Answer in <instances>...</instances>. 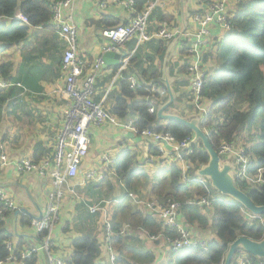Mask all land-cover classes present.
Returning <instances> with one entry per match:
<instances>
[{
	"label": "trees",
	"instance_id": "obj_1",
	"mask_svg": "<svg viewBox=\"0 0 264 264\" xmlns=\"http://www.w3.org/2000/svg\"><path fill=\"white\" fill-rule=\"evenodd\" d=\"M58 1L60 0H0V21L10 19L18 13L27 17L29 21V25L14 21L9 26L5 21L0 22V44L3 48L24 42L32 28L53 29L51 27L52 9ZM133 9L134 12L136 11L133 19L143 13L138 2L135 3ZM229 18L233 31L216 41L217 49L214 59L217 66L207 68V79L202 95L206 104L210 105L208 115L206 117L199 116L200 126L204 132L212 131L208 138L216 151L222 144H231L240 137V145L246 146L243 148L257 160V167L264 168V0L239 1ZM163 20H168V18L165 17ZM128 24L120 19L107 17L98 21L96 27L103 31ZM161 29L162 26L159 29L156 28L153 34ZM147 34L152 37L150 28ZM173 41L174 39L164 41L153 37L144 43H147V50L155 49V53L163 64L166 52ZM181 45L179 55L186 59V65L180 69L186 73L189 66L190 39H183ZM129 47H131L128 51V55L131 56L130 63L128 70L122 72L118 89L109 91L110 79H98L95 85L96 93L94 92L92 100L96 104H100L106 97L103 103L105 111L122 122L136 118L134 124L140 133L145 130L162 133L171 136L177 142L192 137L191 130L185 125L177 121H162L157 118L156 113H149L151 105H154L157 110L158 105L164 104L168 100L166 88L161 81L162 74L154 73L151 66L148 65L152 61L151 56H146L145 52L139 55V47L135 49L136 41L134 44L130 43ZM169 66L170 77L174 80L171 60ZM9 67L8 63L0 62V77L14 84H21L26 89L28 87L31 89L30 79L22 81L19 77L11 78ZM60 67L62 68V65ZM115 69L118 71L120 66ZM131 76H136L140 83L144 81V86L136 89L131 88L129 82ZM153 81L161 85L163 93L166 95L163 99L160 92L157 94L148 92L150 89L148 83L151 84ZM174 91L177 93L175 88ZM22 96H24L22 88L15 86L4 89L0 87V126L9 108L13 110L23 108ZM181 98V96L176 97L175 104L181 102ZM109 101L111 104L109 109H106L105 105ZM68 103L67 100L66 107ZM174 105L169 108L168 112L174 108ZM44 156L42 145L37 144L33 160L39 162ZM187 160L190 163L188 174L194 175L196 169L208 163L209 157L201 145H192L191 154ZM143 168L136 163L135 152L123 151L119 154L115 166L110 168V173L107 171L108 174L103 180L97 182L94 191L89 189L87 192H82L83 199L91 206L98 205L104 199L103 189L109 190L110 193L119 192L122 189L128 193L124 199L120 198L121 201L118 204L109 205L107 210L108 219L113 229L110 245L117 254V264L158 263L154 255L142 253L136 249V245L142 239L141 236L148 239L149 236L165 232L175 236L172 231H165L156 218L146 215L137 207V204L129 196L132 193L143 198V193L148 191L150 195L158 198L160 203L168 200L181 203V220L191 230L198 227L201 231H207L211 235L207 250L197 247L177 252L170 251L162 264H224L228 246L238 238L245 237L253 241H261L264 238V216L249 214L237 202L223 198L210 185V192L216 199L207 212L206 209L190 204L189 201L206 197L208 193L196 183L182 184L180 168L170 167L157 178H153L146 170H142ZM236 185L248 195L255 205L264 206V185L256 190L247 188L239 181H236ZM246 214H249L251 218L247 219ZM125 226H128L129 229L125 234H121ZM10 239L5 224L1 222L0 262L6 263L13 256L23 264L38 263L37 254L22 259L24 253L22 251L25 248L23 240L17 250L15 248L12 252L8 250L6 243ZM155 244L162 245L161 242ZM72 248L73 255L69 264H96V257L99 253L97 239L89 235L77 238L73 241ZM246 256L256 264H264V261H259L250 254H246Z\"/></svg>",
	"mask_w": 264,
	"mask_h": 264
},
{
	"label": "crops",
	"instance_id": "obj_2",
	"mask_svg": "<svg viewBox=\"0 0 264 264\" xmlns=\"http://www.w3.org/2000/svg\"><path fill=\"white\" fill-rule=\"evenodd\" d=\"M219 1L221 0H160L153 12L154 15L151 16L153 18L150 32L153 34L156 28L159 29L161 26L163 28L165 25H169L178 33L184 32L181 41L183 39H190L191 41L198 29V24L194 19L195 16L202 13L206 14L210 6ZM137 2L144 11L153 0H135V3ZM236 4L233 0H227L226 9L229 15L235 11ZM135 13L136 11H128L127 7L117 0L74 1L73 16L77 30V56L87 65L84 75L78 80L80 87L83 85L85 78L92 73L96 61L102 60L95 85L98 79L106 78L110 79L109 91L118 89V82L121 80L123 73L119 74V70L116 71L115 69L116 66L104 63L103 57L111 43L102 36L103 31L96 27V23L107 17L129 23ZM165 17L168 20L162 21ZM4 21L7 26L14 22L11 18L2 19L0 22L3 23ZM227 34V31L217 24L210 27L209 37L211 39L209 44L202 49L203 60L207 68L217 66L214 59L217 49L215 43ZM151 36L153 37L154 34ZM181 41L170 58L174 70L172 85L177 91L176 96L182 97V101L175 104L181 107H177L172 112L177 113V110H182L186 114L184 118L190 119L199 117L200 114L192 105L191 78L187 72L183 73L180 69V67L186 65V59L181 58L179 55L182 48ZM129 44L130 42L123 48L127 54H129L128 51L131 48ZM65 49L66 42L57 35L54 28L44 29L43 27L32 28L26 40L18 45L3 48L0 44V54L3 53L0 62L9 64L11 78L19 77L22 81L29 78L31 83V89L27 88L29 92L22 96L24 100L22 102L23 108L14 110L9 108L0 126V147L3 148V150L0 149V154L5 153L9 158L8 164L0 162V187L6 191L8 197L15 201L21 211L28 214L25 217L20 213L13 212L7 214L2 222L6 226L13 248L17 250L23 240L25 248L22 252H27L40 245L39 239L34 234L32 222L41 213H44L49 204L52 179L50 176L41 177L33 173H20L17 171L15 164L24 158L34 161V149L37 144L42 145L43 154L45 155L41 161L52 160L56 151L58 136L65 121L64 114L67 104V100L61 93L65 83L63 69L60 67ZM144 52L146 56L152 57V61L148 65L151 66L154 73L162 74L163 64L155 53V49L151 51L146 48ZM148 85L150 87L156 86V93L160 92L162 99L166 96L159 83L153 81ZM97 93H100V91H97ZM105 99L106 97L103 98V103ZM88 133L90 138L88 155L83 159L77 177L69 182V186H73L75 194H71L70 188H64L65 195L61 214L53 234L52 253L63 258L66 264L70 263L73 255V241L88 235L95 238L94 229L98 222V216H104L102 212L96 214L89 212L91 205L83 199L82 192H87L89 189L94 191V187L97 186V182L88 180L87 173L89 171H97L106 176L111 170L110 166L108 167L106 161H104L105 156L117 160L121 152L133 151L136 154V163L144 166L142 170H146L153 178L162 176L173 166H177L186 172L190 169L188 160L185 162L175 160L171 147L167 146L166 143H155L151 138L114 126L109 121L104 125L90 126ZM92 134L96 135L97 143H93ZM102 191L104 199L98 205L105 209L107 215H109L107 211L109 205L118 204L121 201L120 198L123 197L122 199H124L128 194L122 189L115 193H110L107 189ZM133 195L150 202L158 201V198L150 195L148 191L143 193V198L136 194ZM137 207L146 215H149L144 208L139 205ZM125 229L128 228L125 226L123 230ZM192 231L197 237H202V240L210 239L209 232L205 231V236H202L196 234L194 230ZM141 238L136 245V249L142 253L154 255L158 263H163L166 257L163 251L165 250V253L167 251L163 244L157 245L156 242H151L142 236ZM105 239V231H103L102 240ZM37 255L39 257L37 264H49L44 252L40 251ZM104 259L105 255L102 254L100 260L104 261ZM97 261L98 259H96V264H99ZM3 264H23V262L15 259Z\"/></svg>",
	"mask_w": 264,
	"mask_h": 264
},
{
	"label": "built area",
	"instance_id": "obj_3",
	"mask_svg": "<svg viewBox=\"0 0 264 264\" xmlns=\"http://www.w3.org/2000/svg\"><path fill=\"white\" fill-rule=\"evenodd\" d=\"M74 1L75 0H60L52 9L51 26L54 28L57 35L66 42V49L62 61L65 86L61 90V93L65 100L69 101L65 109V121L58 136L56 151L50 161L42 160L38 163L32 161V159L24 158L15 164L17 171L20 173H33L41 177L50 176L52 179V192L49 196V204L44 210L42 217L40 219H34L32 222L34 234L39 239L40 245L22 254V259H26L33 254H38L40 251L44 252L49 264H66L63 258L57 257L52 253L53 234L60 218L61 203L65 195L64 188H70L71 194H75V190L73 186H69V182L77 177L82 161L88 155L90 147L88 130L90 126L104 125L109 121V123L114 126L131 130L135 134L146 138H151L155 143H166L167 146L171 147L174 158L178 162L187 161L188 156L191 154L190 143L193 140L192 136L182 142H177L171 136L162 133H153L146 130L140 133L134 124L136 118L126 122L119 121L105 111L103 102L96 104L92 100V96L95 92V80L101 69L102 60L96 61L92 73L85 78L83 85L81 87L79 86L78 80L84 75L87 65L77 56V30L73 16ZM159 1L160 0H153L143 13L131 20L128 25L103 30L102 36L111 43L107 52H121L125 44L133 38L137 39L138 45L149 41L150 38L153 37L164 41H172L177 38L181 32L178 33V31L169 27V25H165L159 32L154 34L153 37H149L146 33L151 14L156 9ZM233 1L238 3L241 0ZM121 3L127 7L128 11L134 10L135 0H127ZM226 6L227 0H221L211 5L206 14H197L194 18L198 24V29L191 40L187 74L192 82V103L195 110L203 117L208 115L210 104H206L202 95L208 71L203 60L202 49L209 44V40L211 39V37H209L210 27L213 24L221 26L227 33L233 31ZM11 19L13 21H20L24 25H29L28 18L20 13L16 14ZM130 59L131 56L128 55L127 58L123 60V64L119 69V74L128 68ZM129 82L133 89L142 88L144 86L143 82L140 83L136 76H131ZM15 86L23 89L24 96L29 92L23 85L14 84L0 77L1 88L9 89ZM156 90V86H151L148 92L150 94H157ZM149 113H156L154 105H151ZM205 132L208 135L212 133L211 130H206ZM0 149L3 150L2 147H0ZM217 152L222 160L231 161L233 163L236 181L245 184L249 189L255 190L264 185V168L257 167V160L249 154L245 148L234 145L233 143L222 144L218 147ZM104 161H106L105 163L108 167L110 166V168L114 167L116 164V160L108 156L104 157ZM0 162L2 164L9 163V158L5 153L0 154ZM104 177L102 173L93 170L87 173V178L90 181L100 182ZM181 183H196L202 186L208 195L202 198H195L189 201V203L206 210L210 209L216 198L212 196L210 192L211 188L209 187L210 184L206 179L190 175L188 174V170L187 172L182 170ZM129 196L137 205L144 208L149 215L156 218L162 224L165 231L169 230L175 233V236L168 235L166 232L149 236L148 239L151 242H161L167 251L169 250L172 252L197 247L207 250L209 240H202L203 238L198 239L187 224L181 220V203L172 202L171 200L165 203H160L159 201L150 202L140 199L133 194H129ZM13 212L20 213L25 217L28 215L26 212L21 211L17 207L15 201L8 197L6 191L0 187V223L7 214ZM89 212L92 214L102 212L104 214V231L105 237L108 240L110 263L117 264V254L110 245L113 229L111 223L107 220L108 215L105 209L100 205L90 206ZM127 228L129 229L128 226ZM128 229L123 230L121 234H125ZM6 246L8 250L12 252L13 245L10 241L6 243ZM246 254L247 253L244 251L238 253L234 257L236 259L233 264H256L250 261ZM15 259L17 258L12 256L7 261ZM0 264H3V262H0Z\"/></svg>",
	"mask_w": 264,
	"mask_h": 264
},
{
	"label": "water",
	"instance_id": "obj_4",
	"mask_svg": "<svg viewBox=\"0 0 264 264\" xmlns=\"http://www.w3.org/2000/svg\"><path fill=\"white\" fill-rule=\"evenodd\" d=\"M183 35L184 32H181V34L174 39L166 52L161 81L166 88L168 100L166 103L157 106L156 116L162 121H177L185 125L193 134V140L190 145H201L204 148V151L209 157V161L207 164L196 169L194 172L196 177L206 179L214 190L221 195L232 198L250 214L264 216V206L255 205L248 195L237 187L233 163L231 161L222 160L218 152L211 146L208 138L209 135L201 129L200 117L186 119L177 113L168 112L169 108L175 104L177 97L169 74V63ZM127 56L128 54L124 50L118 53L107 52L103 57V61L108 65L118 67L123 64V60L126 59ZM207 211H209V209ZM42 214L43 213H41L37 219H40ZM238 251H244L256 257L259 261H264V238L261 241H253L245 237L238 238L228 246L224 264H231Z\"/></svg>",
	"mask_w": 264,
	"mask_h": 264
},
{
	"label": "rangeland",
	"instance_id": "obj_5",
	"mask_svg": "<svg viewBox=\"0 0 264 264\" xmlns=\"http://www.w3.org/2000/svg\"><path fill=\"white\" fill-rule=\"evenodd\" d=\"M159 7V6H158ZM155 11V10H154ZM153 11V12H154ZM160 13L162 14V11H161V9H160ZM154 15V14H153ZM151 16H152V14H151ZM151 18V17H150ZM150 20V19H149ZM152 25V21H150L149 22V26H148V29H147V33L149 32V28H150V26ZM149 37H150V35H148ZM135 41H136V48L135 49H137L138 47H139V50H138V52H139V55L141 54V53H143L144 51H145V49L147 48V43H143V44H141L140 46H138V41H137V39L136 38H133L132 40H131V42L130 43H132V44H134L135 43ZM1 55L3 56V53L2 54H0V58H2L1 57ZM111 104V101H109L106 105H105V108L106 109H109V105ZM192 105H193V103H192ZM194 106V105H193ZM177 107H181V106H179V105H175L174 106V108L171 110V111H174ZM188 107H191V106H188ZM177 113L179 114V115H181V116H183V117H186V114L182 111V110H177ZM91 138H92V141H93V143H97V140H96V135L95 134H92L91 135ZM240 141H241V138L239 137L236 141H234L233 142V144L234 145H238V146H241V147H245L246 148V146H243V145H240ZM222 197L223 198H228V199H232V198H230V197H228V196H225V195H222ZM233 200V199H232ZM63 201H64V199H63ZM63 201H62V203H61V208H62V205H63ZM233 201H235V200H233ZM236 202V201H235ZM248 212V211H247ZM249 213V212H248ZM60 214H61V210H60ZM250 214V213H249ZM249 214H246V218L247 219H249L250 218V216H249ZM99 215H101V214H99ZM107 220L109 221V219H108V217H107ZM110 222V221H109ZM194 229V231H195V233L196 234H201L202 236H205V231H201V229L200 228H198V227H195V228H193ZM105 230V218L102 216H98V222H97V225H96V227H95V229H94V234L96 235L95 236V239H97L98 240V248H99V253H98V255H97V257H96V259H98V263L99 264H111L110 263V259H109V250H108V240L107 239H105V240H102V234H103V231ZM207 232V231H206ZM196 236V235H195ZM197 237V236H196ZM201 237V236H200ZM198 239H202V237L201 238H199V237H197ZM210 240V239H209ZM164 252V254H165V256L167 257V255L169 254V250L168 251H166V253H165V250L163 251ZM168 253V254H167ZM102 254H104L105 255V259H104V261H102V260H100V256L102 255ZM166 257H165V259H166ZM235 259L236 258H234L233 259V262L235 261ZM164 262V261H163ZM232 262V263H233ZM155 264H162V263H155Z\"/></svg>",
	"mask_w": 264,
	"mask_h": 264
},
{
	"label": "clouds",
	"instance_id": "obj_6",
	"mask_svg": "<svg viewBox=\"0 0 264 264\" xmlns=\"http://www.w3.org/2000/svg\"><path fill=\"white\" fill-rule=\"evenodd\" d=\"M236 256V255H235ZM232 262H233V260H232ZM232 264V263H231Z\"/></svg>",
	"mask_w": 264,
	"mask_h": 264
}]
</instances>
